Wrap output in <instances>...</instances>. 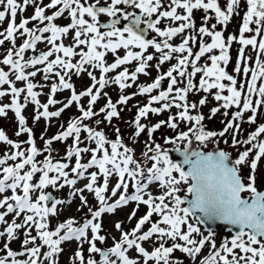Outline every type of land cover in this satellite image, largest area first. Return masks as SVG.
<instances>
[{"label":"snow or ice","instance_id":"snow-or-ice-1","mask_svg":"<svg viewBox=\"0 0 264 264\" xmlns=\"http://www.w3.org/2000/svg\"><path fill=\"white\" fill-rule=\"evenodd\" d=\"M122 4H131L149 18L157 13L158 18L154 21L142 20L141 16L137 15L122 30L117 27L118 20L114 19L110 24L102 25L111 30L101 32L97 26L98 15L106 14L109 17H115L120 11L117 6ZM29 5L34 7V14L30 19L22 18L17 25L15 21L18 12L23 13ZM240 5L241 0H225L223 7L218 0H170L169 10L159 11L163 6L162 0H110L106 6H100V0L87 5L81 0H50V3L43 7L36 0H21V2L0 0V23L10 17L6 34L0 32V36H3V39H0V45L7 40L11 41L15 47L17 33L27 37L19 48H15L14 51L9 49L0 60V63L9 68V71L0 68V86L8 85L9 89V91H0V97L11 96L10 104L0 105V116L6 115L7 110L14 112L19 124L16 135L27 133L26 143L29 145L26 154L25 151L19 150L21 143L10 140L3 131H0V142L17 149L10 156L5 154L4 158L0 159V165L6 160L15 161L20 158L19 163L4 167L2 170L0 194L8 190H11L12 194L0 199V208H6V211L0 212V224H6L4 230L0 231V237H6L7 241L11 242L17 239V230L26 229L22 242L23 251H13L9 243H5L3 248L6 256L0 257V264H9V258H11V264H45V262L58 264L57 256L62 252L61 244L70 240L80 242V247L73 255L72 264H76L77 261L79 264H141V261L142 264H149L150 261L155 264H183L179 258H173L176 250L185 254L190 264H264V190H260L256 180L259 161L264 158V123H260L247 135L246 139H238L243 131L241 124L245 122V114L250 112L247 123L255 124L261 114L260 108L264 107V82L257 86L258 80L264 81V60L260 59V56L264 55V37H261L259 41L257 39L261 32H264V0H246V11L239 28L238 39L242 47L239 49L235 72L237 74L241 72V63H243V73L247 77V74L251 72V79L240 83L239 88L237 78L230 75L225 67H221V64L228 65L229 49L233 42L237 41V37L229 35L225 38L224 31L217 30V25L224 26L226 30L233 15L238 14ZM57 6H59L58 10L51 15H45L46 9L57 8ZM178 9H183L185 14H178ZM201 9L205 15L202 18V26L197 29L193 11ZM209 11L214 13V17L208 15ZM65 12L70 18V23L66 26H58L54 21L62 17ZM86 15L91 18V22L85 19ZM131 15L132 13L125 14L124 19L128 20ZM160 18H170L172 21H182V23L178 27L161 30L157 26ZM210 19H215L216 23L208 27ZM30 20L38 21L44 26H35L30 29L27 27ZM45 21H47L46 24ZM141 24H146L148 29L164 39L160 42L155 39H145L143 30L139 28ZM252 25H255V28L251 27ZM186 30H191L192 34L183 35L179 45L169 42L174 37L184 34ZM70 31H74L71 45L57 43L62 41V38ZM250 32L255 34L246 38L245 33ZM45 33L50 35L45 36ZM204 37H210L211 42H206ZM40 42H46L50 48L25 60V52L32 50L35 53L36 46ZM190 44H198V50L194 52ZM81 46H85L86 50L81 49L77 52L76 49ZM247 46H251L253 50L258 49L255 68L248 67V60L251 57L244 56V49ZM149 47L160 53L156 65L158 71L161 65L174 58V54L181 55L176 56V63L166 72L157 75L152 83L139 85L138 92L124 95V90L133 86L139 74L149 75L147 71L150 67L149 62L155 58L153 55L144 54ZM121 48L126 50V54L122 58L116 56L114 62L108 63L106 52L115 54ZM132 48L140 51H133ZM214 50H218L219 54H211ZM205 54H211L208 56L211 66L207 64L198 66V62ZM54 55L55 58L50 59ZM76 56L79 59L73 62V57ZM133 61L138 65L134 71L130 72L127 67H124L115 76L108 77V73ZM41 65L43 67H38ZM89 67L99 70V79L93 71L89 70ZM29 68L33 70L26 71ZM85 72L92 84L77 93L71 77L73 74L79 76ZM38 73L43 75L45 81L51 76L58 78V83H51L46 103H41L38 99L42 93L35 91L37 88L47 86L33 82V78ZM198 73L202 75L197 88L193 78ZM10 74L14 75L15 81L23 82L24 86L16 87L15 82L9 78ZM166 78L168 79L167 90L150 96L147 105L138 106L135 120L131 122L135 129L133 142L145 130L149 138H152V134L164 123H167L170 128H176L177 124L173 122L175 117H169L167 122L160 121L151 127L141 123V119L146 118L149 113L160 114L175 107L182 109L178 113L181 121L195 123V139L201 144L209 141L210 138H225L231 131V147L237 150L236 158H232L231 154L224 150L205 153L189 150L186 145L182 153L183 161L177 164L169 160L167 153L162 154L161 147L157 144L154 149L148 147L142 154L143 161H140L135 157L134 148L125 145L119 127L115 128V139L111 140L104 131H98L84 123L103 114V120L96 119L95 124L99 126L107 122L111 125L113 118L120 117L118 105H126L135 95L151 94L154 90L160 89ZM184 81H186L184 86L179 87L178 85ZM223 81L229 83L226 85ZM109 84L117 85L121 95L115 103L108 97L104 106L94 111V105L101 98L103 89ZM212 89L217 90L213 94V99L223 103L219 107L210 109L211 116L214 117L221 108L227 110L235 107L237 109L232 112L231 119L227 120L220 131H206L202 124L205 117L202 114H189L190 109L197 108V103L189 104L188 94L194 90L209 93ZM64 90L71 91L70 97L62 107L56 111H49L50 106L61 103L54 97L56 93ZM225 91L227 95H223ZM103 95L107 97L108 94L103 92ZM254 95L259 98L253 99ZM84 97L89 98L86 109L81 105ZM160 102H164L161 107L151 106ZM29 103L36 109L33 117L35 122L41 118L46 121L58 118L73 103L81 113L79 117L68 121L65 130L50 139H44L43 134L41 135L40 138L44 140L43 151L49 154L39 164L36 162V157L42 153L37 149L33 130L27 126L26 118L22 114ZM206 103L207 97L198 101L201 107ZM223 115L228 117V111H225ZM191 131L190 127L189 132ZM81 132L87 133V141L94 142L95 147L80 146L83 143ZM189 132H181L178 139L186 140ZM70 137L73 142L67 147L64 159L71 161L75 157L74 166L65 162H53L51 156L53 142H64ZM224 142L227 143V140L224 139ZM241 146L243 150H240ZM85 153H90V159L82 162ZM149 153L154 154L149 155ZM149 162H151L150 166H148ZM25 166H30V170L21 174ZM245 167L249 169L248 172L244 171ZM93 168L98 171H89ZM37 173H40L39 180L32 183ZM174 173H178V177ZM112 177L116 178V183L110 188ZM81 180H87V183L77 188L76 185ZM154 183L163 189V194L153 195L149 191ZM182 184L187 185L185 197L188 198L186 199L177 195L182 191ZM49 186L57 191L68 187L69 199H57L45 193L44 189ZM18 189L22 191V195L17 194ZM33 192H39L35 201L32 199ZM85 192L93 196L97 202L96 206L89 204ZM245 193L248 195H242ZM76 197L80 200V208L77 211L82 208L88 209L82 223L69 218L60 223L54 231L47 230L48 218L57 216L60 206L70 204ZM130 203H134L136 207L128 216V221L136 217L140 205H145L147 212L138 219L130 231L124 230L123 221H115L113 226L120 233L119 240L115 241L113 238L115 242L111 247H98L97 242L103 244L107 239L106 235L101 234L104 216L115 215L119 209ZM185 204L186 206L182 207ZM11 213L15 215L9 223L6 217ZM22 214H24L23 222L17 223L16 219ZM154 215L159 219L152 221L151 218ZM189 217H195L197 224H212L219 221L237 227L238 231L231 239L230 245L229 242H225L217 248L212 240L214 233L211 230L206 236L201 234L200 239L194 238V234H200V228L189 223ZM146 224L150 226L147 230H143ZM182 226H186V231ZM33 227L36 230L35 236L31 234ZM154 236L157 237L158 246H153L152 250L148 251L143 244ZM37 240L40 241L39 244ZM168 240L172 241L170 246H166ZM85 242L89 245L87 249L89 257L86 261L82 251ZM208 243L211 244V251L198 259ZM29 244L33 246L28 247ZM44 247L48 250L42 252ZM133 250L137 254L136 257L130 255ZM92 254L98 255L99 259L97 260ZM18 256H26L27 259H16Z\"/></svg>","mask_w":264,"mask_h":264},{"label":"rangeland","instance_id":"rangeland-1","mask_svg":"<svg viewBox=\"0 0 264 264\" xmlns=\"http://www.w3.org/2000/svg\"><path fill=\"white\" fill-rule=\"evenodd\" d=\"M18 2H21V0H18ZM36 2L38 4H40V6H45L48 3H50V0H36ZM82 3H86L87 4H94L96 3V0H81ZM218 2L221 4V6H224L225 0H218ZM108 3H110V0H100V5H107ZM170 3V0H162V8L159 11H164V10H169L168 5ZM129 5V4H128ZM57 8H53V9H46L45 10V15H51L54 11L58 10ZM120 10H124L125 12H135V13H139V9L134 8L132 5L127 6V5H118L117 6ZM178 14L184 15V10L183 9H178ZM246 11V0H241V5L238 9V14H234L233 17L231 18V20L229 21V23L226 26V30L224 29V26L222 25H217V30H223L224 31V36L225 38H227V36L229 35H235L237 37V41H234L233 44L231 45L230 49H229V55H230V61L228 63L227 66H224L223 64H221V67H225V70L230 74L233 75L237 78V87L239 88L240 83L244 82L246 79H251V72H249L247 74V77H245V74L243 73V63H241V72L239 74H237L235 72V66H236V62H237V58L239 55V49L242 47L239 43H238V39H239V28L243 23V15L244 12ZM34 14V7L32 5H29L26 9V11H24L23 13H19L16 16V24L18 25L20 23V20L22 18H29ZM205 13L204 11L201 10H194L193 11V19L196 23V27L197 29L202 26L203 24V17H204ZM208 15L210 17H214V13H212L211 11H209ZM155 19L158 18V14L154 13L153 16ZM109 16H107L106 14H101L100 15V19L103 21L109 20ZM146 18V16H145ZM9 18L5 19L2 23H0V32H4L6 34V29L9 23ZM85 19L88 20L89 22H91V18L87 17V15L85 16ZM47 23V21H45V24ZM55 24H57L58 26H66L68 23H70V18L68 17L67 12H65L63 14L62 17L57 18L54 21ZM182 23V21H172L170 18H160V23L157 25L161 30H164L168 27H178L179 24ZM216 23L215 19H210L208 21L207 26L211 27V24ZM35 26H40L43 27L44 25H40L38 21H31L30 23L27 25L28 28H33ZM97 26L99 27L98 23ZM251 27L255 28V25H252ZM120 28V27H119ZM122 30V28H120ZM22 31V30H21ZM101 32H105L107 30H101ZM192 34L191 30H186L184 34L178 35L176 37H174L171 41H169L171 44L173 45H179L182 42L183 39V35H189ZM255 32H250V33H245V37H251L252 35H254ZM45 36L50 35L49 33H45ZM73 35H74V31H70L69 34L65 37L62 38V41H57V43L63 42L66 46L71 45L73 40ZM127 36V34L125 33V37ZM261 37H264V32H261L260 36L257 37L258 41ZM27 37L25 36H21L19 35V33L16 34V40H15V47L13 46L11 41H5L3 45H0V60H2L4 58V56L7 54V51L9 49H13V51L15 50V48H19V46L23 43L24 39H26ZM83 38V37H82ZM150 39H155L157 42L162 41L164 38L159 37L155 32L151 31L150 35H149ZM0 39H3V36H0ZM204 40L206 42H211L210 37H204ZM190 46L193 48V51H197L198 50V44L196 45H191ZM50 48V46L46 43V42H40L37 44L36 46V51L35 53H33L32 50H27L24 54V58L25 60H27L29 57H31L33 54H37L43 51H46ZM81 49L86 50L85 46H81V48H77L76 51L79 52ZM100 51H103V49H98ZM131 50L133 51H140L139 49L136 48H132ZM126 54V50L121 48L118 49L117 52L115 54L111 53V52H106V60L108 63H112L115 60L116 56H120L121 58ZM145 55H153L155 58L149 62L150 67L147 69V71L149 72V75L145 76L143 74H139L137 81L133 84V86L131 88H127L124 90L123 94L124 95H130L132 93H136L138 92V87L139 85H147L149 83H152L155 78L157 77V75L162 74L163 72H166L169 67H171V65L176 63V56H180L181 54L176 53L174 54V58L170 61H166L163 65L160 66V70L158 71L156 68V65L158 63V59L160 56V53H157L155 51L154 48L149 47L145 53ZM211 54H219L218 50H214L213 53ZM211 54H205L204 57L201 58V60L198 62V66H204L205 64H207L208 66H211V61L208 59V56ZM62 55V54H60ZM186 55V53L184 54ZM258 55V49L257 50H253V48L251 46H247L244 49V56L245 57H251L250 60H248V67L251 68H255L256 67V58ZM55 55L53 57H50V59H54ZM194 58V57H192ZM79 57H73V62H76V60H78ZM191 59V58H190ZM261 60H264V55L260 56ZM137 62L133 61L128 65H123L120 68L116 69L114 72L112 73H108V77L111 78L113 76H115L116 74H118V72L122 71L124 67H127L129 69V71H134L135 67H137ZM38 67H43V65L38 66ZM88 67V66H86ZM0 68L4 69L5 71H9L8 66L3 65L2 63H0ZM33 69L29 68L26 69V71H32ZM59 70V69H57ZM90 71L94 72V75H96L97 79H99L100 76V72L98 69H92L89 67ZM189 71L191 70V68L189 67L188 69ZM174 75H176L174 73ZM202 75V73H198L196 75V77L193 78V83L197 86V88L199 87V79L200 76ZM11 80H13L15 82V86L16 87H23V82H18L15 81V77L14 75L10 74L9 77ZM177 79H179V77L177 76ZM33 82L37 83V84H45L47 86L43 87V88H37L35 89V91L41 92L42 95L38 97V99L41 101V103H46L47 102V98L48 95L50 94V86L51 83L53 82H57L58 83V78L55 76H51L49 80L45 81L43 78L42 74H37V76L35 78H33ZM71 82L74 84L75 90L77 91V93H79L80 91L85 90L87 87L91 86L92 81L91 79L88 77L87 73H81L79 76L73 74L71 77ZM261 82L264 81H257V86H259V84ZM128 83H132L131 81H128ZM184 83H186V81L182 82L181 84H179V87H183ZM223 83H225L226 85L229 83L228 81H223ZM167 85H168V79L166 78L163 81L162 87L160 89L154 90L151 94H145V95H135L133 96V98L131 100L128 101V103L126 105H118V109L120 110V117L119 119L117 118H113L111 125H109L107 122L101 123L99 126H97L95 124V120L96 119H100L103 120V114H101L100 116L94 117L92 120L89 121H84L85 124H88L90 127L96 128V130L98 131H104L107 135V137L111 140L115 139V128L119 127L120 129V133L122 136V139L125 143L126 146H130L134 148V152H135V157L137 160L143 161V152L147 151L148 147H152L153 149L155 148V146L157 144L160 145L161 147V153H167L169 150L174 149V148H179V149H184L185 146L188 144V142L195 137L194 133L196 131V126L194 122H189V121H181L178 117V113L180 111H182V109H177L175 107L170 108L169 110H166L160 114H152L149 113L148 116L146 118H142L141 119V123L147 125L148 127L154 126L156 123H159L160 121H165L167 122L169 117H175L174 119V123L177 124L176 128H170L167 123H164L161 125V127L159 129H157L153 134H152V138H149L148 132L147 130H145L140 136L139 138L133 142V135H134V126L132 125L131 122H133L135 120L137 111H138V106L139 107H143L145 105L148 104V101L150 99V96L152 95H158L159 91L162 90H167ZM98 87V85H97ZM247 85L245 84V89H246ZM0 91H9L8 89V85H3L0 86ZM216 89H212L210 90L209 93H205L203 91H193L191 93L188 94L187 100L189 102V104L196 102L197 103V108L196 109H190L189 114L190 115H196V114H202L205 119L202 121V124L205 128L206 131L211 130V131H220L223 129V127L225 126V123L227 122L228 119H231V114L232 112L236 111L237 109L235 107L230 108V109H223L221 108L220 112H218L214 117L211 116V112L210 109L213 107H219L220 104H222L223 102H217L213 99V94L216 92ZM103 92H106L108 95L107 97H105L103 95ZM103 92L101 94V98L98 100V102L94 105V111H98L100 107L104 106V104L107 102V98L110 97L112 99V101L115 103L119 96L121 95V91L119 89V87L117 85L114 84H109L105 89H103ZM71 91L70 90H64L61 92H58L55 94V99H57L58 101H60L61 103H58L56 105L50 106L49 107V111H56L57 109H59L60 107H62L63 103H65L67 101V99L70 97ZM228 93L225 91L223 93V95H227ZM207 97V103L204 106H199L198 101L201 98ZM258 96H253V99H258ZM88 97H84L81 100V105L86 109L87 105H88ZM11 102V96L10 95H6L4 97H0V105L2 104H10ZM164 102H160V103H156V104H152V107H161L162 104ZM182 103V102H181ZM42 111V109H41ZM225 111H228L229 115L228 117H224L223 113ZM260 116L257 119L255 124H248L247 123V117L251 115V113H246L245 114V122L243 124H241V128L243 129V131L241 132V134L238 136V139H246L247 135L254 131L255 128L260 124V123H264V107L260 108ZM27 121V126L30 127L33 130L34 133V139H35V144L37 149H39L41 151V155L36 157V162L39 164L40 162H42L44 160V157L46 155H48L49 153L44 152L43 148H44V140H42L40 137L43 134L44 139H50L51 137H53L54 135H57L59 132L65 130L67 128V124L68 121L72 118L75 117H79L81 115V113L79 112L77 106L75 103H73V105L66 109L62 115L58 118H51V120L46 121L43 118H41L38 122H35L33 120L34 115L36 114V109L35 106L32 104H28V106L24 109L23 113H22ZM62 126V127H61ZM192 128V131L189 132V128ZM0 131H3L5 133V135L12 141L17 142V143H21V148L19 149L20 151H25V153L27 154L26 150L29 147V145L26 143L27 139H28V135L27 133H23L20 136L16 135V132L19 131V124L18 121L15 117L14 112H12L11 110H7L6 115L4 116H0ZM181 132H189L188 138L186 140H179L178 137L180 135ZM87 137V133L81 132V140L83 141V143L80 145L81 147H95L94 142H89L86 139ZM231 137H232V132L230 131L227 136L225 138H210L209 141H206L204 144H201L199 141H197L199 147L201 149H203L204 151H209L214 147H218L221 150L227 151L231 154L232 158H236L238 153L237 150L231 147ZM224 139L227 140V143L224 142ZM174 141V142H173ZM73 142V139L70 137L67 139V141L61 142V141H54L53 144L51 145V156L53 158V162H65V163H70L71 166H74L75 164V157L72 158L71 161H67L64 159L65 155H66V150L67 147L70 146ZM240 150H243V146L240 147ZM14 151H17V149H14L11 147V145H8L4 142H0V159H3L5 154L7 155H11ZM110 151V149H109ZM154 153H149V155H153ZM90 159V153H85L83 154L82 157V162H87V160ZM20 162V158H17V160L13 161V160H6V162L2 165H0V178H2V170L4 167H9V166H14L15 164ZM162 163V162H161ZM151 162L148 163V166H150ZM30 170V166H25V168L21 171V174H23V172ZM70 171V169L68 170ZM89 171H98L97 169L93 168L90 169ZM245 172H248L249 169L247 167L244 168ZM53 175V174H50ZM175 176L178 177V173H174ZM39 176L40 173H37L34 178L32 183H36L39 180ZM256 180H257V186L260 188V190H264V158H262L259 161L258 164V168L256 170ZM85 183H87V180H81L77 183L76 187H82ZM116 183V178L112 177L111 181H110V188L112 186H114V184ZM182 191L180 193H177V195H180L181 198L183 196H185V191L187 188V185H181ZM45 193H47L48 191H51L57 199H65L68 200L70 197V189L68 187H65L63 189H60L59 191H57L56 189L52 188L51 186L47 187L46 189H44ZM131 192V189L129 190ZM149 191L153 194V195H160L163 194V189L161 187H159L157 184H153ZM11 190L6 191L3 194H0V199H3L5 196H11ZM17 194L22 195V191H20L19 189L17 190ZM39 195V192H33L32 193V199L33 201H35V199L37 198V196ZM85 195L88 197L89 200V204L92 206H96L97 202L94 200L93 196L86 193ZM244 196H247L248 194H242ZM11 202V201H10ZM168 203H172L171 201H168ZM185 205H182V207H184ZM136 207V205L134 203H130L129 205L119 209L115 215H105L103 220V231L101 232L102 235H106L107 239L103 244H100L99 242H97V246L101 247V248H107V247H111L113 245V243L115 241L119 240L120 237V233L118 231L115 230L114 228V222L117 220H121L123 221V228L125 231H130L136 224V222L138 221V219L140 217H142L146 212H147V207L145 205H140L137 213H136V217L133 218L131 221H128V216L131 214V212L133 211V208ZM80 208V200L78 197L73 198L72 202L66 203L64 205L60 206V212L57 216H50L48 218V229L47 230H51L54 231L55 228L60 224L63 223L65 220L69 219V218H74L75 220H77L78 222L83 221V219L85 218V216L88 213V209L87 208H82L80 211H77V209ZM6 211V208H0V212ZM14 213L9 214L6 217V220L10 223L13 218H14ZM23 216L24 214H22L19 218L16 219L17 223H22L23 222ZM152 221H156L159 219V217H157L156 215H154L152 218ZM189 223L193 224V226L199 227L200 228V234H194V238L196 239H200L202 238L201 234L203 236H206L208 234V232H205L204 229L202 228V226L200 224H197L196 220L194 217H189ZM75 226V225H74ZM149 224H146L144 226L143 230H147V228L149 227ZM6 227V224H0V231H3L4 228ZM182 228L186 231V226H182ZM26 231V229H19L17 230V239L12 240L11 242L7 241L6 237H0V257H4L6 256V251L3 248V245L5 243H9V246L11 248V250L16 251V252H20L23 251L22 248V242L24 240V232ZM214 235L212 237V240L216 243L217 248H219V246L225 242H229L230 245V241L233 238V236L229 233H225V234H217L215 232H213ZM31 234L33 236L36 235V230L33 227L31 229ZM63 234V233H61ZM90 236V233H89ZM115 238V241L114 239ZM157 241V237H153L150 241L145 242L143 244V246L146 248V250L151 251L153 246H158ZM40 241L37 240V244H39ZM183 243V242H180ZM172 244L171 240L167 241L166 246H170ZM33 245L29 244L28 247H32ZM80 247V242L76 241V240H70V241H65L61 244V248H62V252L57 256V261L58 264H72V258L73 255L75 253V251ZM89 245L88 243H83L82 246V251L84 253L85 256V261L87 260V258L89 257V253L87 251ZM48 249L46 247L42 248V252L47 251ZM211 251V244L208 243L205 245L204 249L202 250V253L200 254L199 258H203V256L207 255L209 252ZM97 260L99 259L98 255L96 254H92ZM130 255L133 257H136L137 254L133 251L130 252ZM173 258H179L183 264H190V261L188 260V258L185 256V254L181 253L179 250H176L173 253ZM16 259H27L26 256H18L16 257ZM9 264H11V259H9ZM45 264H47V262H45ZM76 264H79V262L77 261ZM142 264V261H141ZM149 264H155V262L150 261Z\"/></svg>","mask_w":264,"mask_h":264},{"label":"water","instance_id":"water-1","mask_svg":"<svg viewBox=\"0 0 264 264\" xmlns=\"http://www.w3.org/2000/svg\"><path fill=\"white\" fill-rule=\"evenodd\" d=\"M137 15L141 16V18H142V13L133 14L132 18L126 24H129L131 22V20ZM98 17H99V15H98ZM149 19L154 21L153 17L148 18V20ZM115 20H118L117 25H119L120 24V18H117ZM111 21L100 22L99 23L100 24V28L103 29V30H111L110 28H106V27L102 26V25L110 24ZM139 28L143 30L142 34L144 35V38L145 39H149L148 37H149V32H150L151 29H148L146 24L143 27L140 25ZM162 84H163V82H162ZM187 147H188L189 150H196V151L205 152L199 147L195 137H193L188 142ZM184 149L174 148V149L169 150L167 152L169 160H171L173 163H177V164L182 163V161H183L182 153H183ZM216 150H221V149H219L218 147H214V148H212L211 150H209L207 152H213V151H216ZM207 152H205V153H207ZM184 170L185 171L187 170V166L186 165L184 166ZM48 194H51L54 198H56L51 192H48ZM186 198H188V197H185V196L182 197V199H186ZM197 215H199V214H197ZM200 225L203 226L205 232H208L209 230H211L212 232H215L217 234L229 233V234H232L233 236H235L236 232L238 231L237 227H235L233 225L224 224V223L219 222V221H217L215 223H212V224H200Z\"/></svg>","mask_w":264,"mask_h":264},{"label":"flooded vegetation","instance_id":"flooded-vegetation-1","mask_svg":"<svg viewBox=\"0 0 264 264\" xmlns=\"http://www.w3.org/2000/svg\"><path fill=\"white\" fill-rule=\"evenodd\" d=\"M131 4H129V5H127V6H130ZM100 6H106V5H100ZM139 12H140V10H139ZM127 13H132V15L131 16H129V18H128V20H125L124 19V15L125 14H127ZM135 12H125L124 10H120V11H118L117 12V15L115 16V17H110L109 18V20H113V19H117V18H120V24L119 25H117V27L119 28H122L123 29V27H124V25L132 18V16H133V14H134ZM101 15V14H100ZM154 15V14H153ZM148 17H146L145 18V15L144 14H142V20H146ZM100 21H103V20H101L100 19ZM106 21H108V20H106ZM142 25H144V24H142Z\"/></svg>","mask_w":264,"mask_h":264}]
</instances>
